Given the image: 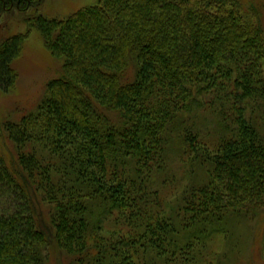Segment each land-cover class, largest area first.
Listing matches in <instances>:
<instances>
[{"label":"trees","instance_id":"obj_1","mask_svg":"<svg viewBox=\"0 0 264 264\" xmlns=\"http://www.w3.org/2000/svg\"><path fill=\"white\" fill-rule=\"evenodd\" d=\"M42 1L0 0V15L33 8L0 42V89L33 29L63 61L35 110L3 124L0 264H48L52 249L77 264H222L213 239L264 221L258 7L98 0L49 17Z\"/></svg>","mask_w":264,"mask_h":264},{"label":"rangeland","instance_id":"obj_2","mask_svg":"<svg viewBox=\"0 0 264 264\" xmlns=\"http://www.w3.org/2000/svg\"><path fill=\"white\" fill-rule=\"evenodd\" d=\"M246 4L258 7L264 26V0H242ZM98 2V0H43L39 10L49 17L68 15L79 8ZM33 8L27 10L12 9L0 15V42L9 36L26 32L29 28L25 17ZM62 60L58 59L45 46L40 33L33 29L20 57L14 62L18 72V81L13 90L5 92L0 89V153L11 156L14 145L3 124L19 121L25 114L37 107L46 91L48 81L62 74ZM240 226V227H239ZM235 225V238L231 244L225 243L222 235L213 239L212 250L226 257L222 264H264V221L254 220L245 225ZM244 241V242H243ZM48 264H77L72 257L51 250Z\"/></svg>","mask_w":264,"mask_h":264},{"label":"flooded vegetation","instance_id":"obj_3","mask_svg":"<svg viewBox=\"0 0 264 264\" xmlns=\"http://www.w3.org/2000/svg\"><path fill=\"white\" fill-rule=\"evenodd\" d=\"M18 1V7H20V2L22 1V0H17ZM27 1H29V0H27Z\"/></svg>","mask_w":264,"mask_h":264}]
</instances>
